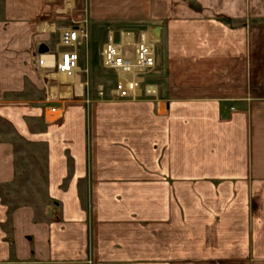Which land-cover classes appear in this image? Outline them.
Here are the masks:
<instances>
[{
	"label": "crops",
	"instance_id": "obj_1",
	"mask_svg": "<svg viewBox=\"0 0 264 264\" xmlns=\"http://www.w3.org/2000/svg\"><path fill=\"white\" fill-rule=\"evenodd\" d=\"M71 1L73 18H86L89 33L137 28L159 35L165 78L159 102L100 101L92 108L95 114L106 105L121 109L110 138L115 144L108 140L104 144L111 145L114 154L97 158L93 145L88 156L96 180H115L100 183L102 189L148 191L147 203L141 204L147 214L140 215L133 201L125 198L119 212L102 220L94 215L86 231L81 214L66 215L62 223L47 226L29 220L26 207L11 210L0 197V264H41L35 258L27 263L28 234L34 237L36 255L56 257L42 264H87L88 255L90 264H264V0ZM5 2L7 14L27 16V29L35 41L31 49L49 44L52 36L41 31L69 23L60 20L44 0ZM37 78L47 98L48 90ZM62 90L51 87L50 94L58 96ZM75 94H82L81 83L76 84ZM65 101L81 103L62 108L63 126L70 134L73 118L85 102ZM124 111L131 114L132 122L123 119ZM58 117L45 120L48 131L59 127ZM79 141L71 154L74 168L67 192L74 189L75 175L86 171L82 165L88 154L79 153L82 138ZM132 155L137 162L129 178L117 173L119 169L105 177V168L96 167L112 156L123 167ZM11 160V151L0 148V186L12 183ZM55 161L51 153L47 174L54 194L69 174L66 156L58 158V167ZM187 189L211 191L208 201L215 215L204 221L212 222L213 229L204 234L200 250L193 252L201 258L192 261L186 208L181 209L187 207L183 203ZM173 202L180 206L179 216L172 214ZM60 233L70 236L62 247L54 240ZM60 255L67 257L59 261Z\"/></svg>",
	"mask_w": 264,
	"mask_h": 264
},
{
	"label": "rangeland",
	"instance_id": "obj_2",
	"mask_svg": "<svg viewBox=\"0 0 264 264\" xmlns=\"http://www.w3.org/2000/svg\"><path fill=\"white\" fill-rule=\"evenodd\" d=\"M5 7V0H0V148L8 149L12 153L13 179L9 186H0L2 201L7 203L11 210L19 208V206L26 207L29 220L47 226L62 223L66 215L67 217H75L81 214L86 219V231L92 227L94 215L97 220H102L103 217H108L109 213L119 212L123 207L122 202L125 198L133 201V208L136 212L140 215H146L147 207L141 206V204L147 203L148 191L133 190L125 192L116 191L114 188L102 189L103 186L100 187V183L110 184L114 183L115 180L108 179L102 182L96 180L93 177L91 162L88 157L89 152L90 154L92 152L93 145L97 148L95 151L97 158H103L105 153H108L107 155L114 154L111 145L115 144V140L110 138L115 135L113 126L117 120L116 116L121 113V109L119 110L118 107L113 105L102 107L96 114L92 111V108L100 102L96 101V85L100 83L111 84L113 81L112 75L110 73L104 74L100 68L99 50L105 40L106 29L90 32L87 51L91 68L87 88L93 102L84 103L81 106L83 108L82 112L73 118L72 131L68 134L61 118L64 113L62 108H67L71 104L80 105L81 103L52 102L46 98L45 94L43 95L38 76L33 72L30 65L31 46L32 44L35 45V41L32 40L30 29H27V16L7 14ZM137 27L138 29L144 28L142 25H137ZM131 29L137 31V28ZM161 50V46H159L160 55ZM154 80L158 82L160 91L164 90V72L155 76ZM50 109H52L54 115L52 119H50ZM123 114V119L129 117V123L133 121L130 113L124 111ZM54 117H58L59 127L48 131L45 120H53ZM81 138L83 145L79 148V153L88 154L84 158V165H82L86 171L84 174L75 175V181L73 180L74 189L72 188L67 192L68 179L72 177L71 172L74 168L71 154H75V149L78 147ZM106 140L111 142L110 146H104ZM51 153L56 159L55 165L53 164L56 167L59 165L58 158L62 154L66 156V165L69 171V174L61 183V191L55 194L49 189L50 175L47 174ZM132 156L131 159L124 161L123 167L116 165L114 156L108 161L105 158L99 161L96 167L101 171L105 168L102 173L105 177L110 176L112 173L115 174V170L119 169L117 173H125L126 176L129 175L127 177L129 178L132 176L133 168L137 162L135 155ZM125 183L128 184L129 182L125 181ZM140 194H143L144 198L140 197ZM176 194L177 192H173V196ZM211 194V191L202 189L199 191L187 189L183 192L185 197L183 203H186L187 207H181V209L183 211L186 208L188 259L190 261L201 258L200 254L193 252L200 250L206 241V239L204 241V234L213 229L212 222H204L206 219L212 220V216L215 219L211 201H208V196L211 197ZM62 198L66 199V207H63ZM205 201H208V203ZM177 202H179V199H177ZM172 204L173 216H179V204L178 206H175L174 202ZM129 208L130 206H127L128 210ZM59 237V239L54 240H58L61 247L63 242L70 240V236H62L61 234ZM33 238L32 235L28 234L29 254L27 263L33 262L32 259L34 260V258L39 260L41 264L45 260L52 261L53 259L55 261L56 257L52 255H49L47 259L42 258L39 254L36 255L33 249L35 244ZM10 239L12 242L13 238L11 236ZM51 242L52 239H49V244ZM42 251H44L43 246H41L40 252L42 253ZM66 257L67 255H60L59 261ZM164 257L168 258L169 255ZM171 258L173 259V256ZM75 259L79 260L78 256H75ZM86 261L87 264H90V255H88Z\"/></svg>",
	"mask_w": 264,
	"mask_h": 264
},
{
	"label": "built area",
	"instance_id": "obj_3",
	"mask_svg": "<svg viewBox=\"0 0 264 264\" xmlns=\"http://www.w3.org/2000/svg\"><path fill=\"white\" fill-rule=\"evenodd\" d=\"M44 2L54 8L60 20L69 23L41 31L52 37L49 44L42 42L31 50V68L48 90V100L62 102L66 98H76L89 104L93 100L87 88L91 68L87 51L90 37L87 19L73 18L71 0ZM159 43V36L152 30H107L99 50L100 68L104 74L110 73L113 81L96 85V101L159 102L160 87L154 80L162 72ZM77 83L82 84L80 95L75 94ZM51 87L63 90L55 96L50 94Z\"/></svg>",
	"mask_w": 264,
	"mask_h": 264
},
{
	"label": "water",
	"instance_id": "obj_4",
	"mask_svg": "<svg viewBox=\"0 0 264 264\" xmlns=\"http://www.w3.org/2000/svg\"><path fill=\"white\" fill-rule=\"evenodd\" d=\"M155 34H156V36H159L158 33H155Z\"/></svg>",
	"mask_w": 264,
	"mask_h": 264
}]
</instances>
